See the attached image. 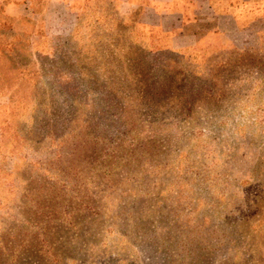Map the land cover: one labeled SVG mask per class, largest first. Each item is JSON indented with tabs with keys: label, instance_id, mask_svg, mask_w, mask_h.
<instances>
[{
	"label": "rangeland",
	"instance_id": "1",
	"mask_svg": "<svg viewBox=\"0 0 264 264\" xmlns=\"http://www.w3.org/2000/svg\"><path fill=\"white\" fill-rule=\"evenodd\" d=\"M113 2L0 0V264H264V0L185 54Z\"/></svg>",
	"mask_w": 264,
	"mask_h": 264
},
{
	"label": "crops",
	"instance_id": "2",
	"mask_svg": "<svg viewBox=\"0 0 264 264\" xmlns=\"http://www.w3.org/2000/svg\"><path fill=\"white\" fill-rule=\"evenodd\" d=\"M145 34L140 46L188 53L224 42L239 28L238 9L248 0H113ZM123 4V5H122ZM248 11V10H247ZM131 29V28H130ZM154 35V36H153ZM155 43V44H152Z\"/></svg>",
	"mask_w": 264,
	"mask_h": 264
},
{
	"label": "trees",
	"instance_id": "3",
	"mask_svg": "<svg viewBox=\"0 0 264 264\" xmlns=\"http://www.w3.org/2000/svg\"><path fill=\"white\" fill-rule=\"evenodd\" d=\"M12 67H14V66H12Z\"/></svg>",
	"mask_w": 264,
	"mask_h": 264
}]
</instances>
